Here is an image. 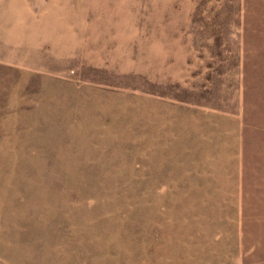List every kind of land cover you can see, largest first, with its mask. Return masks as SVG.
Masks as SVG:
<instances>
[{
    "label": "rangeland",
    "instance_id": "obj_1",
    "mask_svg": "<svg viewBox=\"0 0 264 264\" xmlns=\"http://www.w3.org/2000/svg\"><path fill=\"white\" fill-rule=\"evenodd\" d=\"M0 264H264V0H0Z\"/></svg>",
    "mask_w": 264,
    "mask_h": 264
}]
</instances>
